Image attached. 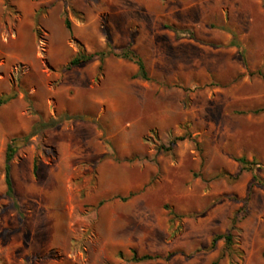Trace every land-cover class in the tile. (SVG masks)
<instances>
[{"label": "rangeland", "instance_id": "rangeland-1", "mask_svg": "<svg viewBox=\"0 0 264 264\" xmlns=\"http://www.w3.org/2000/svg\"><path fill=\"white\" fill-rule=\"evenodd\" d=\"M12 92L0 264H264V0H0Z\"/></svg>", "mask_w": 264, "mask_h": 264}, {"label": "trees", "instance_id": "trees-1", "mask_svg": "<svg viewBox=\"0 0 264 264\" xmlns=\"http://www.w3.org/2000/svg\"><path fill=\"white\" fill-rule=\"evenodd\" d=\"M65 25L68 29H70V23L67 19H65ZM111 52L115 56L126 58L128 60L133 61L138 67V70L135 74L136 77H139V78L144 79V80H147L149 78L147 71L145 70L144 62H143L142 58L132 48H130L129 45L121 47L119 49H115V50L112 49ZM105 54H106V52H104V51L103 52H94V53H89V54L79 52L69 59L67 64L64 66V68L70 69L71 67L78 66V65H80V64H82L88 60L94 59V58H99V60L102 61ZM100 68H102V66H100ZM15 95H16L15 92L1 95L0 96V106L5 104L9 100H11ZM41 124H42L41 125L42 127H54V126L58 125V121H51L50 123L42 122ZM27 142H28V140H27L26 136H24V135L13 136L10 138V140L6 144V150H5L4 167H3L4 183L6 186L5 194L12 200V202H13L12 204H13L14 208H16L17 210H19V203L16 201L15 189H14L12 178H11V160H12L16 150L21 145H24ZM237 161L243 165H245V163H246V160L243 157L237 158ZM33 170L34 171L36 170L35 165L33 167ZM254 179L257 180L256 177H254ZM218 238H224L226 248L230 247V245H231L230 233H227L224 235H217L215 238H213L212 243L215 242V240ZM156 257H158V256L148 255V254H145V255H142L139 257L132 255L131 259L134 261H142V260L153 259Z\"/></svg>", "mask_w": 264, "mask_h": 264}, {"label": "crops", "instance_id": "crops-1", "mask_svg": "<svg viewBox=\"0 0 264 264\" xmlns=\"http://www.w3.org/2000/svg\"><path fill=\"white\" fill-rule=\"evenodd\" d=\"M90 98H91V99H94L92 95H90Z\"/></svg>", "mask_w": 264, "mask_h": 264}]
</instances>
